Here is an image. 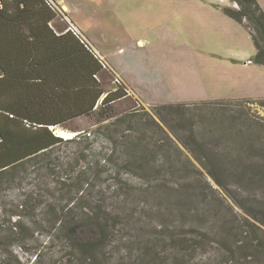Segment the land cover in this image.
I'll use <instances>...</instances> for the list:
<instances>
[{"label": "rangeland", "instance_id": "1", "mask_svg": "<svg viewBox=\"0 0 264 264\" xmlns=\"http://www.w3.org/2000/svg\"><path fill=\"white\" fill-rule=\"evenodd\" d=\"M63 2L70 19L104 55L141 69L138 84L147 99L229 101L216 109L192 107L185 123L166 124L155 105L127 96L109 105L110 119L94 111L67 122L75 135L91 131L89 139L58 144L48 156L0 180V264H81L77 250L69 248L76 237V244L104 242L100 264H173L188 246L195 248V263L208 262L224 235L242 239L235 232L249 223L261 230L242 244H253L251 254L256 244L264 249V64L252 61L257 48L251 31L228 11L239 8L237 3ZM108 68L100 77L110 90L116 77ZM193 134L203 149L188 143ZM53 159L60 167L44 170ZM213 169L220 184L209 174ZM31 177L44 186L32 192ZM82 206L106 230L88 225L70 232L68 223L58 238L61 227L56 230L55 219L82 214ZM20 209L23 233L16 235L12 224L20 216L13 214ZM244 252L239 250L229 264H264L256 253L247 257ZM62 254L67 263L68 258L59 262Z\"/></svg>", "mask_w": 264, "mask_h": 264}, {"label": "trees", "instance_id": "2", "mask_svg": "<svg viewBox=\"0 0 264 264\" xmlns=\"http://www.w3.org/2000/svg\"><path fill=\"white\" fill-rule=\"evenodd\" d=\"M233 1L237 3L239 8L235 10L230 9L228 10L229 13L249 28L257 48V52L252 61L264 64V10L257 0ZM58 14L60 15L58 9L47 0H0V70L3 71V76L7 77V80L12 83L17 81L25 83L27 79L33 78V73H29L30 68L33 72V59L30 62L28 57H33V51L39 52L43 49L42 41H40L41 43H37V40H40V35L37 34L36 27H38L37 29L39 31L42 30L39 25L46 26L47 29L51 30L50 23L52 24ZM68 33L73 34L71 31H68ZM74 36L77 37L76 35ZM78 40L81 43L84 53L79 52L80 55L77 56V60H74L75 57L71 54V58L73 59L68 62V68H70L68 78L65 77L64 82L60 85L54 83L53 86L48 87L51 90V93L48 94H52L53 98L51 102H46L42 97L36 98L37 101L33 98V105L30 107L0 110V114L6 116L0 120V180L12 169L48 156L58 144L77 142L80 138H84L85 140L89 139L91 131L88 130L79 131L70 139L59 136L56 130L61 128L70 131L71 129L67 127V122L77 117L89 116L94 111L106 117L111 109L109 105L123 99V97H127V92L120 85L114 91H106L102 80L98 78L99 71L104 69V67L86 44L80 38ZM22 56H26L28 59H21ZM75 61H77V66ZM19 69L26 70L27 74L21 77L18 73ZM40 80L42 87L45 88L44 85L46 86L47 82H44L42 78ZM42 87L39 86L38 90H41ZM228 101L229 99L189 103H160L155 105L157 109L156 115L166 124L170 122L185 123L187 121V113L189 114L192 111V107L203 105L216 109V107L227 105ZM261 103H264V100H261ZM110 117L112 118L114 116H108L105 120L110 119ZM232 117L235 118V116ZM116 118L117 120H121L122 116ZM256 125L261 126L259 123ZM127 130L132 129L128 128ZM251 130L253 129L251 128ZM188 143L195 145L198 149H203L202 140L198 139L194 134L190 135ZM139 145H141V142L137 144L138 147ZM82 157L84 158L85 155H82ZM235 161L238 162L239 160L237 159ZM210 163L211 165H215L213 161H210ZM59 167V160L53 159L47 161L43 169H56ZM147 167V163H145L140 170H145ZM143 170L142 172H144ZM209 174L220 184L221 176L219 173L213 169L209 171ZM30 180L31 184L35 186L34 189L31 187L30 190L32 192L40 189L41 185L44 186L39 178H34L35 183H33L32 177ZM24 206H27V204L23 205L22 208ZM81 210H83V206ZM21 211L20 209L13 214L20 216L12 224L15 229V232L12 231V233L16 235L23 233ZM9 216L10 218L12 217V215ZM55 220L59 223L56 230L61 227L59 232L62 235L58 238L64 237L65 230H63V227L68 223L70 232L73 230L77 232L78 230L82 231L88 225H93L99 232L106 230L103 223L95 221L94 217L86 216L84 210L82 214L75 217H70L69 215L65 219L59 217ZM247 225L250 226L246 230L243 229L240 233L239 231L237 233L235 232V235L242 234V239L235 238L231 232L228 235H224L220 245L218 244L219 250L217 254L214 257L208 258V262L201 259V262L195 263L193 261L196 253L195 248L188 246L182 256H176L173 264H229L234 255L239 250L242 253L244 249L245 252L243 255H247L248 257L251 254L249 249L253 248V244L245 246L242 244L244 243L243 240L244 238H250L252 233H255V230H261V227L254 223ZM253 235L257 237L256 234ZM51 238L52 240L56 239L54 234ZM76 238L73 239L69 248L71 250H77L75 254L79 256L81 264H100L97 259L100 257V245L104 247V242L101 239L97 241L91 239L88 243L76 244ZM235 244H238L240 248L233 249V245ZM254 249L251 255L256 256L257 254L259 258H264V249L260 243L259 245L256 244ZM67 250L66 253L68 252ZM67 258L68 256L66 254L64 256L62 254L59 262L64 263L62 261ZM68 261L69 258L65 262L67 263ZM161 264H167V262H161Z\"/></svg>", "mask_w": 264, "mask_h": 264}, {"label": "crops", "instance_id": "3", "mask_svg": "<svg viewBox=\"0 0 264 264\" xmlns=\"http://www.w3.org/2000/svg\"><path fill=\"white\" fill-rule=\"evenodd\" d=\"M55 2L63 9V11H60L59 8L56 7L60 12V15L58 14V16L54 18L52 24L50 23L53 30L47 29L46 26L43 27V25H39V27L42 28V30L39 31V29H37L38 27H36V32L40 35V40H37V43L42 41L43 49L39 52L33 51V57H28L30 62H32L33 59V72L31 68L29 72L30 74L33 73V78L29 80L27 79L25 83L22 81L12 83L7 80V77L3 76L4 73L0 70V110L30 107L33 105V98L37 101L36 98L42 97L46 102H51L53 98L52 94H48L51 93V90H49L48 87L53 86L54 83L60 85L64 82L65 77L68 78L70 69L68 68V62L73 59L71 58V54L75 57L74 60H77V56L80 55L79 52L84 53L78 38L67 31L69 24L66 22V18L69 22L77 25L67 14L66 10L68 5L65 4L63 0H55ZM259 2H261L262 5L264 4L263 0H259ZM65 22L68 26L66 28H60ZM90 43L96 52L107 62L109 67L108 71L114 74L116 78H119L120 83H115L116 86H113L108 90L104 78L100 77L101 73L104 71V69H101L98 73V78L102 80L106 91H114L118 85H120L124 91L127 92V96H134L137 100L139 99L142 103L149 105L160 104L162 100L147 99L146 93L142 91V87L138 84L139 82H142V79L140 78L142 74L137 75L141 69L132 70L130 67L126 68L127 66L123 64L115 63L112 59L104 55L96 43H92L91 41ZM138 43L142 44L141 47H145L144 39H139ZM28 58H26V56L21 57V59L25 60ZM75 63L77 66V61H75ZM18 73L21 77L22 75L27 74L24 69H19ZM40 78L44 79V82H47V87L45 85V88L42 87ZM39 86L42 87L41 90H38ZM39 100L41 101V99ZM4 117H6L4 114H0V120Z\"/></svg>", "mask_w": 264, "mask_h": 264}, {"label": "built area", "instance_id": "4", "mask_svg": "<svg viewBox=\"0 0 264 264\" xmlns=\"http://www.w3.org/2000/svg\"><path fill=\"white\" fill-rule=\"evenodd\" d=\"M51 5H54L55 7L57 6V3L55 2V0H47ZM60 7V6H59ZM60 11H63V9L60 7L59 9ZM67 31H71L74 35H76L78 38H80V40L86 44V46L95 54V56L100 60L102 66L104 67V69L108 68V64L106 61L103 60L102 56H100L96 50L93 48L92 44L90 43V41L88 40V38L82 33V31L73 23H69V26L67 28ZM115 83H120L119 79L116 78V82Z\"/></svg>", "mask_w": 264, "mask_h": 264}, {"label": "bare ground", "instance_id": "5", "mask_svg": "<svg viewBox=\"0 0 264 264\" xmlns=\"http://www.w3.org/2000/svg\"><path fill=\"white\" fill-rule=\"evenodd\" d=\"M58 131H59V129H58ZM57 134L63 138H67V139L73 138L75 136V133L73 131H66V130H60Z\"/></svg>", "mask_w": 264, "mask_h": 264}]
</instances>
